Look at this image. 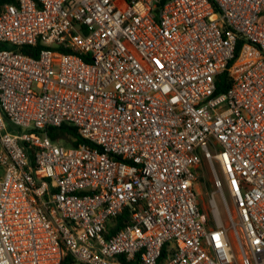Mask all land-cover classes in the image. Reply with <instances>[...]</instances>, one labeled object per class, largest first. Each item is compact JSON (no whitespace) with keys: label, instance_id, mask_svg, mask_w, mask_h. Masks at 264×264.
<instances>
[{"label":"built area","instance_id":"1","mask_svg":"<svg viewBox=\"0 0 264 264\" xmlns=\"http://www.w3.org/2000/svg\"><path fill=\"white\" fill-rule=\"evenodd\" d=\"M0 45V264H264V0H17Z\"/></svg>","mask_w":264,"mask_h":264},{"label":"trees","instance_id":"2","mask_svg":"<svg viewBox=\"0 0 264 264\" xmlns=\"http://www.w3.org/2000/svg\"><path fill=\"white\" fill-rule=\"evenodd\" d=\"M17 2V0H0V8L4 5V4H15ZM4 48H10L6 45H3ZM242 47V44H240L237 49H236V57H238L239 53H240V49ZM44 47L40 44L31 47V46H24L21 47L19 49L20 52L37 58L40 51L43 49ZM229 81H228V77H227V73H223L221 75L218 76L217 78V92H224L226 89H228L229 87ZM49 136L53 141H59L61 139H67L66 136H71V137H75L77 138V141L73 144L74 146H77L79 143L83 142L84 140L81 139L77 133V129L73 126L70 125H63L61 128L56 129V128H51L49 131ZM66 142H70L67 141ZM127 222V215L123 214L122 216H120L117 220V228H121L124 226V224ZM61 264H76V262L74 261L73 257L69 254L66 253L63 256V259L61 261Z\"/></svg>","mask_w":264,"mask_h":264},{"label":"rangeland","instance_id":"3","mask_svg":"<svg viewBox=\"0 0 264 264\" xmlns=\"http://www.w3.org/2000/svg\"><path fill=\"white\" fill-rule=\"evenodd\" d=\"M255 56H256V50L252 47L251 48L249 47L247 48L242 58L246 59L248 57H255ZM1 175H2V171L0 169V177ZM194 189L198 196L200 206L204 208V206L207 204V195L212 189V176L211 174H209L208 169L206 167L204 168V172L201 174V179L199 180V182L195 183ZM217 200L222 209V202L219 195H217Z\"/></svg>","mask_w":264,"mask_h":264},{"label":"crops","instance_id":"4","mask_svg":"<svg viewBox=\"0 0 264 264\" xmlns=\"http://www.w3.org/2000/svg\"><path fill=\"white\" fill-rule=\"evenodd\" d=\"M0 48H1V45H0Z\"/></svg>","mask_w":264,"mask_h":264}]
</instances>
